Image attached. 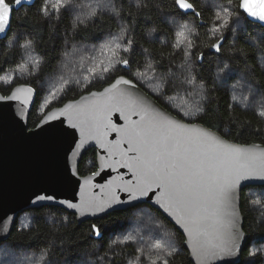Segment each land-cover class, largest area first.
<instances>
[{
    "label": "trees",
    "instance_id": "1",
    "mask_svg": "<svg viewBox=\"0 0 264 264\" xmlns=\"http://www.w3.org/2000/svg\"><path fill=\"white\" fill-rule=\"evenodd\" d=\"M56 1L22 0L15 5L7 36L0 40V94L7 96L14 87L23 84L37 92L29 129L35 128L51 109L91 91H100L124 76L179 119L199 123L231 142L264 146V117L260 114L261 107L264 108V28L241 15L240 0H219L239 18L238 27L230 22L221 29L213 9L201 0H191L197 14H184L173 0H109L111 8L105 12H99L93 2L88 5L96 15L76 24L72 7L58 12L47 8ZM83 1L71 0V5L81 7ZM187 24L185 33L189 42L185 48L178 46L176 28ZM122 31L127 52L116 60L110 72L80 82L79 73L86 76L92 68L80 62L83 67L74 66L64 77L57 74L70 50L68 58L81 46L92 47L94 55L99 53L100 43ZM217 41L222 45L219 52L210 47ZM185 52L189 53L187 58ZM202 54L203 59H197ZM124 59L129 60L128 66L118 63ZM95 61L97 64L98 58ZM50 78L48 93L44 84ZM241 79L252 87L262 104L260 107L246 103L245 95L232 92V86ZM196 89L203 97L199 108L202 111L185 118L173 108L171 100L189 96ZM96 169V152L92 149L81 160L79 174L85 176ZM256 193L260 197H255ZM241 213L243 230L249 239L238 264H264L263 186L242 191ZM92 225L100 229V236L94 234ZM165 262L192 264L183 235L147 204L81 224L75 215L58 207L26 210L18 216L9 238L0 243V264Z\"/></svg>",
    "mask_w": 264,
    "mask_h": 264
},
{
    "label": "water",
    "instance_id": "2",
    "mask_svg": "<svg viewBox=\"0 0 264 264\" xmlns=\"http://www.w3.org/2000/svg\"><path fill=\"white\" fill-rule=\"evenodd\" d=\"M188 13H192V10ZM246 18L264 28V23L259 20ZM9 30L10 28L6 33H0V40L7 36ZM121 78L129 80L119 76L100 91H91L51 109L33 129H29L28 124L36 100V90L23 84L14 87L7 96L0 94V243L9 238L18 216L26 210L44 206L58 207L75 215L77 223L81 224L102 220L116 211L147 204L158 210L183 235L184 247L192 264H238L249 239L243 230L241 194L247 187H264V181L245 180L241 183L238 198L234 194L229 211L235 212L236 228L233 231L238 230L242 238L236 241L237 247L232 254L226 255L216 250V255H211L210 252L207 256L201 255L195 246L193 235L180 222L177 212L168 207L167 186L153 185L148 196L144 197L138 191L132 192L131 195L136 197L133 200H129L128 191L121 190L132 187L129 181L135 184L133 175L136 169L125 167L123 153L128 143L124 133L114 132L106 125L111 122L127 128L131 121L140 122V115L133 114L134 110L124 107V99L130 96L150 101L156 110H162L186 129L207 133L233 148L254 153L256 159L248 162L253 168L264 166V146L231 142L199 123L185 122L164 109L134 82L135 87L121 83L113 93L103 97L100 95ZM120 92L125 93L126 97L109 100V96H118ZM49 117L52 119H48ZM121 140L122 144L119 143ZM92 149L96 152L97 162L94 173L98 175L93 176L91 173L81 176L79 164ZM50 195H54L55 200H37L38 196ZM71 204L76 207H70ZM89 204L94 206L89 207ZM227 227L228 217L222 211L221 223L210 221L207 224V234L201 242L206 248H210L218 242V234L226 232Z\"/></svg>",
    "mask_w": 264,
    "mask_h": 264
},
{
    "label": "snow or ice",
    "instance_id": "3",
    "mask_svg": "<svg viewBox=\"0 0 264 264\" xmlns=\"http://www.w3.org/2000/svg\"><path fill=\"white\" fill-rule=\"evenodd\" d=\"M21 3L22 0H0V33H6L10 28L14 5ZM173 3L184 14L190 10L193 14H197L191 0H173ZM69 7H71V0H64V2L58 0V6L53 5V10L58 12L61 8ZM238 8L243 10L241 15L264 23V0H240ZM43 10L46 12L47 8ZM90 15L95 16L96 13L91 12ZM123 37L122 31L120 35L109 41V44L113 48H118ZM127 43L131 44V41ZM210 47L219 52L222 45L220 41H217ZM115 55L116 52L113 51V56ZM188 56L189 53L185 52V57ZM197 59L202 60L203 54ZM118 63L128 66L130 62L124 59ZM186 63L189 64L190 71V62L187 59ZM102 70L108 73L111 69L103 68ZM188 82L192 83V80ZM121 83L135 87L131 80L121 78L100 95L103 97L113 93L117 85ZM125 97L126 94L120 92L118 96H109V100ZM124 107L134 110L133 114L140 115L141 119L140 122L131 121L127 128L111 124V122L106 125L114 132L124 133L128 143L123 153L125 167L136 169L133 175L135 184L129 181L132 187H125L121 190L128 191L129 200H133L136 197L131 195L132 192L138 191L139 195L144 197L148 196L153 185L167 186L168 207L177 212L180 222L193 235L198 252L207 256L209 252L211 255H216V250H219L226 255H231L233 249L237 247L236 241L242 238L238 230L233 231L236 228L235 212L229 211L232 208L234 194L238 198L241 183L245 180L264 181V166L258 169L249 166L248 162L256 159L254 153L233 148L207 133L186 129L175 119L164 114L162 110H156L150 101L127 96L124 99ZM196 111L199 112L202 109ZM184 115L187 116L189 113H184ZM119 143L122 144L123 140ZM128 153H133V155H128ZM96 175L98 173H93V176ZM45 199L55 200V196L37 197V200ZM69 206L76 207L74 204ZM92 206L94 205L89 204V207ZM222 211L228 217L227 231L219 233L218 242L206 248L201 241L207 234V224L210 221L221 223ZM91 228L96 236L101 235L96 225H92Z\"/></svg>",
    "mask_w": 264,
    "mask_h": 264
},
{
    "label": "rangeland",
    "instance_id": "4",
    "mask_svg": "<svg viewBox=\"0 0 264 264\" xmlns=\"http://www.w3.org/2000/svg\"><path fill=\"white\" fill-rule=\"evenodd\" d=\"M59 2H61V0H59ZM93 2L96 3L97 8H99V12L101 11H110L111 8V4L109 0H85V2L83 1V4L81 7L77 6L75 7L74 5H71L72 7V13L74 15V19L75 24L79 23V21L83 18H87L90 17V13L93 11V7H89L88 4H92ZM202 4L207 5L209 7H211L213 9V12L216 16V20L218 22V25L220 27V29L222 27H225L228 23H232L234 25H236V27L239 26V18L233 13V10L231 7H227L224 6L222 4H220L219 0H201ZM52 4V1H51ZM53 5H57L58 6V1H56L55 4ZM53 5H49L47 8L51 11L53 10ZM95 10V9H94ZM85 13V14H84ZM177 24H175L176 26ZM189 28V24L184 25L183 27L180 28H176V39L178 42V46L180 44V46L182 47H187L188 42H189V35L188 33H185V29ZM118 35H114L112 37L107 38L105 41H103L102 43H100V49H99V53H95L94 55H92L91 51L93 50L92 47L90 46H81V47H76L75 52L73 53V55L68 58V53L71 52V50L64 56V59L62 61V64L58 70V75L59 73H61L62 77H64V73L67 70H71L73 69L74 66H78V69L83 67L80 62H86V64H90L92 66L91 68V72L89 74H87L86 76H82V73H79V80L80 82H82V80H84V82L86 83L87 79H93V78H97V76H103L104 72H103V68H111L113 65H115L116 60H119L123 54H125L127 51H124V49H127V46L124 44L123 40H121L119 42L120 46L118 48H113L111 44H109V41L113 40L114 37H116ZM26 50L28 49L27 47L25 48ZM113 51L116 52V55L113 56ZM98 58V62L96 63V59ZM35 64H37V62H35ZM264 65V64H263ZM28 66V65H27ZM26 67V66H25ZM151 68V67H150ZM29 69L27 68V71ZM23 71V70H22ZM145 77H147V72L144 73ZM92 77V78H91ZM96 81V79H95ZM155 83L156 80H155ZM52 84V79H48L44 86L48 88H46V91H48V93L51 92V86ZM232 92H237V94H241V95H245V99L244 101L250 105H255V106H261V102L259 99H257V97L255 96V94L253 93V89L250 85H248L247 82H245L244 80H238V82L232 86L231 88ZM53 92L51 94H48V100L53 96ZM237 97V96H236ZM203 99L200 90L196 89L194 91L193 94H189V96H176L173 98V100H171V104L173 105V108L181 113L185 118H190L192 117V115H194L197 111V109H199L201 107V100ZM184 113H189V115L185 116ZM194 113V114H193ZM260 114L261 116L264 117V108L261 107L260 109ZM262 195V194H261ZM255 197H260V193H256L254 194Z\"/></svg>",
    "mask_w": 264,
    "mask_h": 264
}]
</instances>
